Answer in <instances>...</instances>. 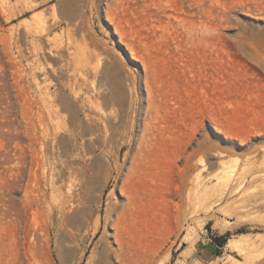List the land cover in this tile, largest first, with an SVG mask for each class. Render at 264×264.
Returning a JSON list of instances; mask_svg holds the SVG:
<instances>
[{"label": "rangeland", "instance_id": "rangeland-1", "mask_svg": "<svg viewBox=\"0 0 264 264\" xmlns=\"http://www.w3.org/2000/svg\"><path fill=\"white\" fill-rule=\"evenodd\" d=\"M29 1L41 2L36 12L53 17L57 0ZM10 3L0 0V264H91L93 248L100 258L93 264H243L228 254L246 262L227 243L209 258L202 249L216 236H226L227 242L239 236L264 238V225L251 222L252 210L242 208L234 216L224 210L230 203L246 205L260 190L257 184L216 205L212 218L194 202L184 205L179 196L168 206L161 188L169 187L167 181L173 190L182 185L184 131L190 134L191 173L202 168L201 158L206 157L211 163L203 172L207 178L215 176L221 159L239 172L256 153H264V0H101L98 11L89 13L87 32L118 52V65L134 76L140 97L148 101L150 82L159 103L178 112L162 109V124L171 136L158 137L157 147L138 159L135 184L128 175L137 149L130 146L122 152L128 155L121 159L120 171L76 175L74 182L84 186L82 225L50 212V182L59 173L60 157L66 156L67 140L45 137L27 109L29 95L20 76L19 59L26 55L21 34L33 26L35 10L14 15L21 6ZM219 151L223 157L216 155ZM123 184L134 196L131 207L122 196ZM125 207L120 249L114 229L105 226V214L115 219ZM226 218L234 227L221 233L215 223ZM98 219L100 230L94 235ZM104 232L108 237L100 239ZM257 254L249 264H264V247Z\"/></svg>", "mask_w": 264, "mask_h": 264}, {"label": "bare ground", "instance_id": "bare-ground-1", "mask_svg": "<svg viewBox=\"0 0 264 264\" xmlns=\"http://www.w3.org/2000/svg\"><path fill=\"white\" fill-rule=\"evenodd\" d=\"M5 1L10 3V0ZM12 1L21 6L19 11L13 13L14 15H25L35 10L31 15L33 26L21 34L26 42V55H22L19 63L20 76L26 82L25 91L29 95L27 109L36 116L45 137L62 136L67 140L63 145L66 156L60 157L59 173L57 177L52 175L50 182L52 193L50 212L57 215L61 221L71 218L82 222L80 207L82 203L84 204L82 202L84 186L74 182L76 175L87 173V170L92 174H99L98 171H105L104 169L120 171L122 166L120 161L122 158L125 160L128 155V151L124 155L122 152L124 148L130 146L137 149L128 175L131 184H135L139 177L138 159H142L146 151H152L157 147L158 137L171 136V132L162 124L160 116L162 109L169 113H177L178 110L167 104H160L150 82L147 83L148 101L145 102L134 89V76L124 72L118 65L119 58L117 59L116 54L118 52L114 51L108 42L91 36L92 31L88 30L90 34L87 32L90 27H87L90 21L89 13L93 16L98 11L101 0H57L52 3L51 9L54 11L52 18L43 12H36L41 2ZM11 5L9 8H12ZM58 6L60 13L57 11ZM109 18L113 21L112 16ZM115 29L123 41V32L118 26H115ZM54 59L56 62L53 63ZM24 60L26 62H23ZM185 132L183 135L187 134L185 136L188 138L182 142L180 151L183 152L181 158L184 162L182 185L174 190L171 181H167L170 182L171 188L161 185L168 187L161 188L166 194L167 205L170 206L175 197L179 196L184 205L187 202L189 204L194 202L195 206L210 214L216 205L243 191L247 192L257 184L260 190L249 195L246 205L241 207L228 202L230 204L224 205V210L225 214L234 216L239 215L242 208L250 209L252 211L249 217L253 220L251 222L256 221L264 225V153L255 152L254 157L249 159L239 172H235V168L229 166L228 160L221 159L217 163L215 176L207 178L203 172L211 163L206 157L201 158L202 168L195 174L191 173L193 168L191 155L187 154L191 140L190 134ZM86 152L91 154V158L87 157ZM224 154L219 151L216 155L223 157ZM84 160H91L94 163L89 165ZM248 184L252 186L247 188ZM120 190L128 201L127 207L134 205V196L127 185L123 184ZM127 207L115 219L110 218L108 213L105 214V226L114 229L120 249L123 247L120 228ZM213 216L210 214L211 218ZM215 227L221 233H226L233 229L234 224L230 218H226L223 222L217 221ZM99 230L100 219L95 226L94 235H97ZM107 237L108 234L104 232L100 239ZM260 238L259 240L250 236L231 238L227 246L243 255L246 262L231 254H228V258L243 264L255 261L260 248L264 247V238ZM117 256L120 258V254ZM99 260L98 251L93 248L88 263H98Z\"/></svg>", "mask_w": 264, "mask_h": 264}, {"label": "crops", "instance_id": "crops-1", "mask_svg": "<svg viewBox=\"0 0 264 264\" xmlns=\"http://www.w3.org/2000/svg\"><path fill=\"white\" fill-rule=\"evenodd\" d=\"M219 248L214 241H208L202 249V256L205 258L213 257L219 252Z\"/></svg>", "mask_w": 264, "mask_h": 264}, {"label": "trees", "instance_id": "trees-1", "mask_svg": "<svg viewBox=\"0 0 264 264\" xmlns=\"http://www.w3.org/2000/svg\"><path fill=\"white\" fill-rule=\"evenodd\" d=\"M227 237L225 236L224 238L223 237H218V236H216L215 238H214V242L219 246V247H221V246H224L226 243H227ZM217 254H219V252H217Z\"/></svg>", "mask_w": 264, "mask_h": 264}, {"label": "built area", "instance_id": "built-area-1", "mask_svg": "<svg viewBox=\"0 0 264 264\" xmlns=\"http://www.w3.org/2000/svg\"><path fill=\"white\" fill-rule=\"evenodd\" d=\"M207 231V230H206Z\"/></svg>", "mask_w": 264, "mask_h": 264}]
</instances>
